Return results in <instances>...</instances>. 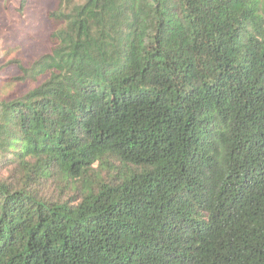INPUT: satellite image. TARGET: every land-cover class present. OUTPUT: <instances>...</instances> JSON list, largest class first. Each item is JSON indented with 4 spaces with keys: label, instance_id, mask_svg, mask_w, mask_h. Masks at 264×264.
<instances>
[{
    "label": "trees",
    "instance_id": "obj_1",
    "mask_svg": "<svg viewBox=\"0 0 264 264\" xmlns=\"http://www.w3.org/2000/svg\"><path fill=\"white\" fill-rule=\"evenodd\" d=\"M49 17L0 93V264H264V0Z\"/></svg>",
    "mask_w": 264,
    "mask_h": 264
},
{
    "label": "rangeland",
    "instance_id": "obj_2",
    "mask_svg": "<svg viewBox=\"0 0 264 264\" xmlns=\"http://www.w3.org/2000/svg\"><path fill=\"white\" fill-rule=\"evenodd\" d=\"M0 0V93L17 94L26 89L19 79L20 68L13 61L31 66L50 51V34L54 24L49 13L55 0ZM48 192H57L55 182ZM69 192L67 190L66 197Z\"/></svg>",
    "mask_w": 264,
    "mask_h": 264
}]
</instances>
